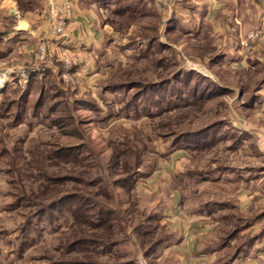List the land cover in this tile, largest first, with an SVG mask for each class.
<instances>
[{"label": "rangeland", "instance_id": "rangeland-1", "mask_svg": "<svg viewBox=\"0 0 264 264\" xmlns=\"http://www.w3.org/2000/svg\"><path fill=\"white\" fill-rule=\"evenodd\" d=\"M13 1L17 14L0 13V264H138L139 258L178 264L162 259L160 249L146 254L170 237L161 208L174 205L176 191L186 213L214 211L210 220L217 225L203 244L207 250L226 246L220 261L229 260L250 238L251 229L242 235L240 227L264 210L261 139L240 131L252 122L250 82L259 76L250 78L232 65L235 56L226 55L230 45L188 16L185 0H79L101 32L100 41L78 55L64 48L70 22L64 37L50 33L48 0ZM27 11L38 20L44 15V33L28 29L16 35ZM41 39L49 41V53L38 62ZM24 46L32 50V63L19 52ZM200 137L211 143L203 145ZM65 146L82 159L61 163L81 178L75 185L79 194L106 211L115 207L112 220L121 233L114 247L76 244V236H97L93 228L82 233L70 227V203L48 210L36 205L46 171L31 169L32 151L54 155ZM22 166L18 175L15 168ZM87 181L98 185L87 187ZM48 185L49 201L58 185ZM100 188L115 193L116 205L95 195ZM239 194H254L249 209H238ZM135 224L150 233L132 239L128 225Z\"/></svg>", "mask_w": 264, "mask_h": 264}, {"label": "crops", "instance_id": "crops-1", "mask_svg": "<svg viewBox=\"0 0 264 264\" xmlns=\"http://www.w3.org/2000/svg\"><path fill=\"white\" fill-rule=\"evenodd\" d=\"M71 2L74 14L70 20L66 47L64 46V48L69 53L71 51L72 54L78 55L83 50L91 48L90 45L94 46L100 41L101 31L96 27L95 15L90 9L82 6L83 4L79 0H71ZM182 3L185 13L192 20L211 26L212 36H217L223 40V45H230L226 55L235 56L232 65L236 69H245L247 75L250 74V78L255 75L259 76L250 82V87H253L250 91L252 92L250 105L254 109L251 113L252 122L247 123V127L240 128V131H249L251 135L261 137L264 134V37L257 42H250L249 46L245 43V38L250 30L258 27L264 21V0H185ZM192 12L193 14H191ZM0 13L5 17L8 16L7 14H17L15 2L13 0H0ZM30 15L32 12L28 13L27 11L25 17L18 19L19 28L16 29V35H25L29 31L28 29L34 30L38 35L44 33L46 30L44 15H41L42 19L40 18V20L35 18L36 16L31 17ZM37 21H39V25L36 24ZM32 23L33 29L30 25ZM13 37L9 39L23 40L22 37L25 36ZM19 52L25 61L32 63L31 49L28 50L24 46ZM243 81V78L240 79V88L244 85ZM240 91L238 95H240ZM255 181L260 182V177L257 176ZM172 194L174 195V205L161 208L162 217L160 216V219H164L165 223H169L171 234L165 243L163 241L160 245L156 244L158 247L154 249L155 252L160 249L162 259L171 258L178 264H212L214 262H221V264H264V231H262L264 229V210L258 212L249 224L240 227L242 235L251 229L249 240L239 244L229 260L220 261L225 254L226 246L207 250L206 245L203 244L205 238H212V232L217 225L216 222L210 220L214 211H211V214L201 213V215L193 216L188 211L186 213L180 204L178 205L177 202L180 199L178 191L172 192ZM253 195L239 194L237 196L239 199L238 209H249V201ZM261 218L263 221L260 226ZM261 228L263 229L261 230ZM158 257L161 258V256Z\"/></svg>", "mask_w": 264, "mask_h": 264}, {"label": "trees", "instance_id": "trees-1", "mask_svg": "<svg viewBox=\"0 0 264 264\" xmlns=\"http://www.w3.org/2000/svg\"><path fill=\"white\" fill-rule=\"evenodd\" d=\"M31 74L37 75L38 71L35 68H30L29 69ZM241 93H243V90L241 88ZM40 97L41 94H40ZM203 133H206V131H202L200 133H196L193 135H190L191 137L194 136H202ZM203 138L201 141L203 145H207L206 143H211L210 139H207L208 137H200ZM71 149L68 146H65L64 148H61L57 151H53L54 155L52 153H49L48 155L43 154L40 151L33 150V155L35 158L32 161L31 169L36 170L38 173L43 172V170L46 171V176H43V181H46L45 184H43V181H41L39 185V190L41 193L36 194V205L41 206L39 209H42L43 206L46 205V210L52 209L54 207H60L63 205H66L67 203L69 204V210L71 212V218H72V223L70 224V227L78 230L80 227V230L82 233L86 232L87 228H93L96 230V238H93L90 240L83 236L79 235L76 236L75 239L73 240L76 244L79 243L85 244V243H92L94 247L96 246H111L114 247L117 244H119L120 238H117L118 233H121L120 231L118 232L116 229V224L115 221L112 220V217L115 215L113 212L115 209L114 206H109V210H105L107 207L105 205L99 204L97 201L93 200L92 198L82 196V194H79L80 191L78 188H75L77 184L83 183L81 178L74 174L73 172H67L65 167H62L61 163L65 164H70L73 162H80L82 161L81 157L78 155H71L68 151ZM36 151V152H35ZM63 153V154H62ZM64 159L63 162H57L56 160ZM56 159V160H55ZM24 166L15 168L16 172L18 175L22 174V169ZM61 169L64 170V172H60ZM32 179L34 178V174L30 176ZM26 179H23L22 181L24 182ZM72 183L74 186L72 189L65 188V186H61L62 183ZM116 182V181H115ZM115 182H111V186L114 185ZM50 183H55L58 186L57 194L56 197L47 200V189L49 187L48 184ZM18 185H20V182H17ZM98 184H102V179L100 178L98 181ZM96 182H85V185L87 187H96L98 185ZM22 185V184H21ZM124 187V186H123ZM130 191V190H129ZM96 196H101L104 199L108 201V203H113L116 205L118 198L116 197L115 193L112 191H105V189L100 188L96 193ZM46 197V198H45ZM39 198V200H38ZM116 198V199H115ZM46 199V204L44 201ZM79 201V202H75ZM113 215V216H112ZM152 218V217H151ZM149 219V218H147ZM159 221V220H158ZM130 227V236L132 239L136 240V236H139V238L143 235H146L150 232L144 231L140 229V224H135V225H128ZM128 227V228H129ZM156 227H159L156 226ZM155 227V228H156ZM98 231H102L103 233L106 234V242L102 239V233L101 236L98 235ZM264 231V229L262 230ZM94 235V236H95ZM125 234H123L124 236ZM254 239V238H251ZM250 239V240H251ZM69 244H71L69 242ZM156 243H154L151 247L149 252L146 254L148 255L151 251L154 252ZM92 251H95L97 254H99L98 250L92 249ZM72 263V262H71ZM75 263L77 264H82L80 263V260H76ZM91 264H94V262L90 261ZM88 263V264H90ZM120 264H124L123 262H120Z\"/></svg>", "mask_w": 264, "mask_h": 264}, {"label": "built area", "instance_id": "built-area-1", "mask_svg": "<svg viewBox=\"0 0 264 264\" xmlns=\"http://www.w3.org/2000/svg\"><path fill=\"white\" fill-rule=\"evenodd\" d=\"M74 14L71 0H48V16L50 18V33L64 37L66 35L69 22ZM264 37V21L256 28L246 34L247 40L258 41ZM34 59L43 62L48 59L49 41L41 39L35 48ZM259 147L264 154V134L260 137ZM138 264H147L144 259L139 258Z\"/></svg>", "mask_w": 264, "mask_h": 264}]
</instances>
